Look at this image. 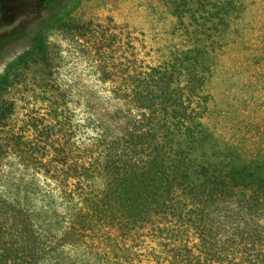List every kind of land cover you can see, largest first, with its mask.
<instances>
[{
  "label": "trees",
  "instance_id": "1",
  "mask_svg": "<svg viewBox=\"0 0 264 264\" xmlns=\"http://www.w3.org/2000/svg\"><path fill=\"white\" fill-rule=\"evenodd\" d=\"M23 1L39 5L46 16L34 30L29 49L0 74V162L13 154L33 167L36 146L25 147L22 134L5 132L14 111L9 94L37 69L34 83L46 97L51 88L39 82L51 73L48 35L55 31L87 41L91 25L74 18L80 0ZM204 13L206 23L225 22L218 9L211 17L206 13L203 18ZM190 18L197 19L192 14ZM203 55L196 49L182 50L171 61L137 72L121 90L122 100L138 111L136 127L123 145L96 138L85 163L65 167V179L60 177L63 163L57 162L62 166L56 174L59 195L67 210L64 229L42 231L30 206L0 194V264H125L132 252L125 249L126 241L155 218L168 221L155 231L159 246L167 249L168 264H230L228 259L236 257L238 264H264V160L242 162L239 152L230 148L202 152L213 135L202 123L200 105L181 84L183 72L189 82L197 81L195 69ZM57 90V97L45 98L51 115L58 112ZM229 204H236L237 212L221 209ZM234 222L250 223L253 230L250 235L245 227L240 229L237 245L227 237ZM90 240L99 244L101 254L85 247ZM254 245L260 248L252 252Z\"/></svg>",
  "mask_w": 264,
  "mask_h": 264
},
{
  "label": "rangeland",
  "instance_id": "2",
  "mask_svg": "<svg viewBox=\"0 0 264 264\" xmlns=\"http://www.w3.org/2000/svg\"><path fill=\"white\" fill-rule=\"evenodd\" d=\"M217 9L225 22L201 19L203 12L211 17ZM191 14L197 19L192 20ZM45 16L37 4L0 2V74L29 49L33 32ZM74 18L90 24L91 35L87 41L55 31L48 35L51 73L39 82L51 88L46 97L34 83L37 69L33 78L31 73L26 84L9 94L14 111L5 132L22 134L24 146L34 144L39 153L27 155L37 167L23 165L13 154L1 160L0 194L30 206L42 231L62 230L68 223L56 179L62 166L57 162L63 163L60 177L65 179V167L85 163L96 138L123 145L136 127L138 111L122 100L121 90L140 70L171 61L182 50L204 53L195 69L197 81L189 82L186 72L181 80L193 102L200 105L202 123L213 135L202 152L230 148L239 152L242 162L264 160V0H80ZM56 88L58 112L51 115L45 98L57 97ZM132 159L140 160L136 155ZM221 209L234 213L238 207L229 204ZM151 222L126 241L125 249L132 252L125 264L170 262L155 232L168 221L163 224L155 218ZM233 225L227 231V237L235 240L230 241L233 245L238 244L240 229L253 232L250 223ZM85 247L102 253L95 240ZM259 248L251 246L252 252ZM228 260L238 264V257Z\"/></svg>",
  "mask_w": 264,
  "mask_h": 264
}]
</instances>
